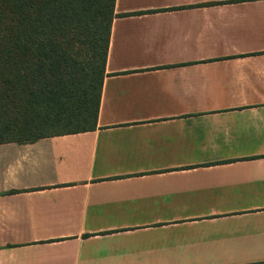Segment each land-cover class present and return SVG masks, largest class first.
Instances as JSON below:
<instances>
[{
  "label": "crops",
  "instance_id": "0c3cea01",
  "mask_svg": "<svg viewBox=\"0 0 264 264\" xmlns=\"http://www.w3.org/2000/svg\"><path fill=\"white\" fill-rule=\"evenodd\" d=\"M97 125L0 143V264H264V0H116Z\"/></svg>",
  "mask_w": 264,
  "mask_h": 264
},
{
  "label": "trees",
  "instance_id": "16d2710c",
  "mask_svg": "<svg viewBox=\"0 0 264 264\" xmlns=\"http://www.w3.org/2000/svg\"><path fill=\"white\" fill-rule=\"evenodd\" d=\"M116 0H0V143L97 125Z\"/></svg>",
  "mask_w": 264,
  "mask_h": 264
}]
</instances>
